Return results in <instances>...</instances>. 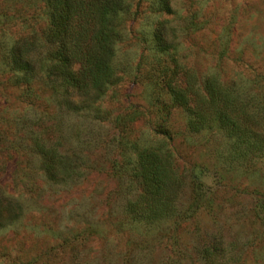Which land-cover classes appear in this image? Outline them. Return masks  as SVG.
Segmentation results:
<instances>
[{"label": "rangeland", "instance_id": "374dc122", "mask_svg": "<svg viewBox=\"0 0 264 264\" xmlns=\"http://www.w3.org/2000/svg\"><path fill=\"white\" fill-rule=\"evenodd\" d=\"M137 1L141 14L117 51L120 79L98 102L105 117L95 119L84 109H58L48 92L25 100L6 78L5 47L28 34L41 38L47 21L42 0H0V264H205V248L222 249L227 264H264V156L237 157L218 127L189 132L178 108L161 122L136 69L155 0ZM171 6L166 18L178 61L199 82L214 73L247 85L264 103V0ZM68 98L80 106L90 100ZM134 108L142 114L121 133L118 119ZM158 124L169 137L154 131ZM33 130L83 155L84 175L47 181L32 152ZM160 142L180 179L178 212L144 225L124 212L138 191L131 166L140 147Z\"/></svg>", "mask_w": 264, "mask_h": 264}, {"label": "trees", "instance_id": "16d2710c", "mask_svg": "<svg viewBox=\"0 0 264 264\" xmlns=\"http://www.w3.org/2000/svg\"><path fill=\"white\" fill-rule=\"evenodd\" d=\"M42 1L47 23L41 38L28 34L9 43L4 49V75L22 90L25 100L48 92L46 98H52L58 109L74 112L84 109L95 119L105 117L98 102L120 79L117 51L125 39L129 21L141 14L139 2ZM171 3L172 0H155L150 5L155 14L146 16L147 37L140 36L145 53L136 69L139 73L142 69L141 78L148 87L151 108L161 122L168 119L172 108L181 109L186 113L189 132L218 127L232 140L239 158L264 156V103L260 95L249 91L245 84L223 82L214 73L199 82L195 73L178 61L172 52V27L166 18L173 14ZM71 94L90 100L84 101L83 106L74 105L68 98ZM141 114L134 108L128 117H120L121 133H128L131 121ZM154 131L169 137L162 125L158 124ZM32 132V152L47 181L63 183L84 175L83 155L65 150L60 139ZM131 175L138 191L124 206L129 219L155 225L177 214L180 179L165 144L140 147ZM201 258L205 264L232 261L219 248L203 249Z\"/></svg>", "mask_w": 264, "mask_h": 264}]
</instances>
